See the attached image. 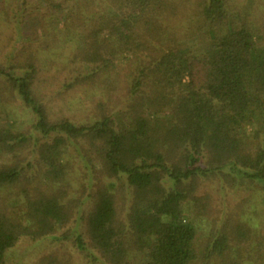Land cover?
Segmentation results:
<instances>
[{
	"label": "trees",
	"instance_id": "trees-1",
	"mask_svg": "<svg viewBox=\"0 0 264 264\" xmlns=\"http://www.w3.org/2000/svg\"><path fill=\"white\" fill-rule=\"evenodd\" d=\"M47 237L34 264H264V0H0V264Z\"/></svg>",
	"mask_w": 264,
	"mask_h": 264
},
{
	"label": "rangeland",
	"instance_id": "rangeland-1",
	"mask_svg": "<svg viewBox=\"0 0 264 264\" xmlns=\"http://www.w3.org/2000/svg\"><path fill=\"white\" fill-rule=\"evenodd\" d=\"M151 49L156 48L153 46ZM15 112L16 117L14 119L8 117L7 122L12 124L14 128L21 129L29 122V112L26 110L18 111V109H16ZM9 204L13 212L12 217H16L19 222L23 223L25 214L24 201L20 198H14L10 200ZM63 244L70 252L74 253V249L70 243L64 242ZM57 246L50 237L38 239L36 241L28 238H21L17 245L11 250L8 264H34L40 256L52 252ZM75 258H77L78 264H84L83 259H81L77 253H75Z\"/></svg>",
	"mask_w": 264,
	"mask_h": 264
}]
</instances>
